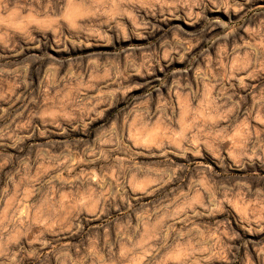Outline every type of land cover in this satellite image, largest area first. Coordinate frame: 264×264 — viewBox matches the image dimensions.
Returning <instances> with one entry per match:
<instances>
[{"label":"clouds","instance_id":"1","mask_svg":"<svg viewBox=\"0 0 264 264\" xmlns=\"http://www.w3.org/2000/svg\"><path fill=\"white\" fill-rule=\"evenodd\" d=\"M0 264H264V0H0Z\"/></svg>","mask_w":264,"mask_h":264},{"label":"rangeland","instance_id":"2","mask_svg":"<svg viewBox=\"0 0 264 264\" xmlns=\"http://www.w3.org/2000/svg\"><path fill=\"white\" fill-rule=\"evenodd\" d=\"M176 23H181L180 21H175ZM183 27H185L186 29L188 28L187 25H182ZM59 55V54H58Z\"/></svg>","mask_w":264,"mask_h":264}]
</instances>
